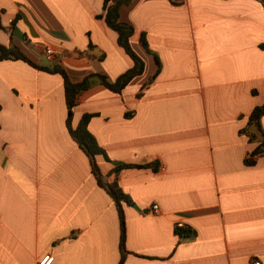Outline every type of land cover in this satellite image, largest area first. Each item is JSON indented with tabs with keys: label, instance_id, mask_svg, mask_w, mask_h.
Wrapping results in <instances>:
<instances>
[{
	"label": "crops",
	"instance_id": "0c3cea01",
	"mask_svg": "<svg viewBox=\"0 0 264 264\" xmlns=\"http://www.w3.org/2000/svg\"><path fill=\"white\" fill-rule=\"evenodd\" d=\"M102 12L103 0H0V43L41 65L57 59L73 82L114 81L133 60ZM121 20L135 28L145 70L120 93L95 78L72 124L93 114L89 129L108 157H97L100 170L132 198L123 264H264V154L246 163L261 139L248 121L264 103V5L133 0ZM0 104V264L47 254L51 264H118V210L68 131L62 75L1 60Z\"/></svg>",
	"mask_w": 264,
	"mask_h": 264
},
{
	"label": "trees",
	"instance_id": "16d2710c",
	"mask_svg": "<svg viewBox=\"0 0 264 264\" xmlns=\"http://www.w3.org/2000/svg\"><path fill=\"white\" fill-rule=\"evenodd\" d=\"M133 0H103V12L98 15L99 18L104 19L106 24L113 30H115L118 34L117 42L124 49V51L131 57L133 60V65L128 68L126 71L121 73L114 81H111L107 78L105 74L102 73H92L87 75L80 82H73L66 70L59 63L57 59H54L51 65H41L32 61L24 51L17 45L12 44L6 46L0 43V61L4 59H22L29 64L37 67L41 70L47 72H58L62 75L64 79V88H65V98L67 104V119L66 124L68 131L71 137L77 142V144L83 149L89 158V162L91 165V170L97 180V183L103 187L109 195L113 198L120 221V238H119V248H120V259L118 264H123L125 257L128 253L126 247V238H127V225H126V217L124 211V204H132V198L129 194H127L123 188L120 186L119 182L116 179L109 180L100 170L97 157L99 155H103L108 158L105 150L100 146L97 139L93 135V133L89 129V122L93 116V114L86 113L83 114L80 121L76 126L72 124L73 118V108L76 104V99L78 93L90 87L95 78L99 80L100 83L105 85L107 88L111 89L114 92L120 93L122 90L138 75H141L145 70V61L143 58L135 51L131 44V37L135 32V28L129 22L121 20V8L123 5H128ZM264 5V0H259ZM174 4H180L183 0H172ZM15 21H13V24ZM141 42L145 49L148 52H152L149 44L146 40L145 34L143 33L141 36ZM260 47L264 49V42L260 44ZM157 62L159 67L157 68L155 74L152 78L156 77L160 72V60L158 55H156ZM1 109V104H0ZM264 116V103L261 105H257L253 108L252 112L249 115V125H254L257 129L258 134H260L261 139L258 147L252 151L251 155L247 157V164H254V156L256 154H264V130L261 126V119ZM256 137L255 134H252V138ZM142 167V166H150V164L139 165V164H123L117 166V168H125V167ZM116 169V168H115ZM180 233L182 235H188L187 229H180Z\"/></svg>",
	"mask_w": 264,
	"mask_h": 264
},
{
	"label": "built area",
	"instance_id": "2783aa9c",
	"mask_svg": "<svg viewBox=\"0 0 264 264\" xmlns=\"http://www.w3.org/2000/svg\"><path fill=\"white\" fill-rule=\"evenodd\" d=\"M44 53H45V55H46L48 58H51V57L54 56V53H55V52H54V49H53L51 46H46L45 49H44ZM152 208H153V210H154L155 212H157V211H158V204H156V203L153 204V205H152ZM175 226H176L177 230L186 228L185 223H184L183 221H181V220H180V221H177L176 224H175ZM52 260H53V257H52L51 255L47 254V255L43 256V257L37 262V264H51ZM249 264H262V263H261V261H260L259 258H257V257H252V258L250 259Z\"/></svg>",
	"mask_w": 264,
	"mask_h": 264
},
{
	"label": "rangeland",
	"instance_id": "374dc122",
	"mask_svg": "<svg viewBox=\"0 0 264 264\" xmlns=\"http://www.w3.org/2000/svg\"><path fill=\"white\" fill-rule=\"evenodd\" d=\"M209 36H210V35H207V30H206V31L204 32V37H209ZM181 37H182L183 39H185V40H190V39H191V34H190L189 30H188V29L183 30ZM192 38H193V36H192ZM187 54H188V53H187ZM189 55H190V54H189ZM45 56H46V55H45ZM48 59H53V57L48 58Z\"/></svg>",
	"mask_w": 264,
	"mask_h": 264
}]
</instances>
